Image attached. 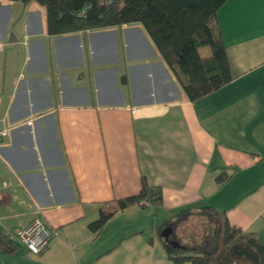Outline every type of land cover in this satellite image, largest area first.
Returning <instances> with one entry per match:
<instances>
[{
    "label": "crops",
    "instance_id": "0c3cea01",
    "mask_svg": "<svg viewBox=\"0 0 264 264\" xmlns=\"http://www.w3.org/2000/svg\"><path fill=\"white\" fill-rule=\"evenodd\" d=\"M217 20L231 81L191 102L140 24L48 37L42 6L0 0V231L16 247L0 264H173L157 229L203 206L264 244V0H227ZM142 178L163 205L90 231ZM36 219L58 234L40 255L14 237Z\"/></svg>",
    "mask_w": 264,
    "mask_h": 264
},
{
    "label": "trees",
    "instance_id": "16d2710c",
    "mask_svg": "<svg viewBox=\"0 0 264 264\" xmlns=\"http://www.w3.org/2000/svg\"><path fill=\"white\" fill-rule=\"evenodd\" d=\"M28 4L35 2L45 9L48 37L99 31L140 24L152 45L168 66L186 97L195 102L220 89L231 81L228 60L220 35L217 12L227 0H8ZM13 40V34L11 35ZM122 54V42L118 40ZM85 60L89 54L83 43ZM48 60L52 64L48 45ZM119 85L128 96V76L124 70ZM53 97L56 90L53 86ZM230 176L220 174L218 184H225ZM148 202L163 205L161 188L150 186L142 178L138 194L116 200L114 207L101 209L97 220L89 224L95 234L102 231L113 215L133 205ZM145 208L144 206H141ZM197 218L203 222L201 245H184L177 231ZM172 229L173 239L166 241L160 234ZM163 249L173 264H264V244L255 233L243 232L229 224L226 214L212 206L185 208L173 220L159 227ZM170 242H176L175 247ZM16 247L0 231V253L13 254Z\"/></svg>",
    "mask_w": 264,
    "mask_h": 264
},
{
    "label": "built area",
    "instance_id": "2783aa9c",
    "mask_svg": "<svg viewBox=\"0 0 264 264\" xmlns=\"http://www.w3.org/2000/svg\"><path fill=\"white\" fill-rule=\"evenodd\" d=\"M8 131L9 130L0 131V138L4 139L8 135ZM140 206L147 207L150 206V204L144 202L141 203ZM57 235V231L46 225L41 219H36L30 225L14 232V237L33 255L42 254Z\"/></svg>",
    "mask_w": 264,
    "mask_h": 264
},
{
    "label": "rangeland",
    "instance_id": "374dc122",
    "mask_svg": "<svg viewBox=\"0 0 264 264\" xmlns=\"http://www.w3.org/2000/svg\"><path fill=\"white\" fill-rule=\"evenodd\" d=\"M118 45H119V43H118ZM119 50H120V47H119ZM152 215L149 214V217H150L151 220L153 219V216ZM201 230H202V225L198 224L197 222H195L194 224H192L191 226L188 227L187 234L190 235V237H191V242L190 243L192 245H194V246L197 245V244L201 245L203 243L204 238H201V237L202 236L205 237V234H204V232L201 233ZM184 237H185V235L182 236L181 238H178V240L180 239L179 240L180 243H182V240L184 241ZM156 240L159 242L158 236L156 237ZM15 243L18 244L20 242L16 239L15 240Z\"/></svg>",
    "mask_w": 264,
    "mask_h": 264
},
{
    "label": "water",
    "instance_id": "95a60500",
    "mask_svg": "<svg viewBox=\"0 0 264 264\" xmlns=\"http://www.w3.org/2000/svg\"><path fill=\"white\" fill-rule=\"evenodd\" d=\"M172 233V229L170 227H166L163 229V231L161 232L160 236L165 239L166 241H168L169 236ZM173 246H177L178 244L176 242H170Z\"/></svg>",
    "mask_w": 264,
    "mask_h": 264
},
{
    "label": "flooded vegetation",
    "instance_id": "af4514ba",
    "mask_svg": "<svg viewBox=\"0 0 264 264\" xmlns=\"http://www.w3.org/2000/svg\"><path fill=\"white\" fill-rule=\"evenodd\" d=\"M173 239V234H171L170 236H169V240H172Z\"/></svg>",
    "mask_w": 264,
    "mask_h": 264
}]
</instances>
